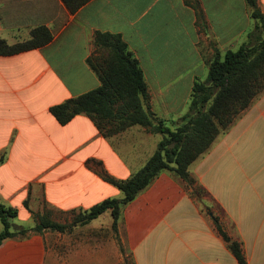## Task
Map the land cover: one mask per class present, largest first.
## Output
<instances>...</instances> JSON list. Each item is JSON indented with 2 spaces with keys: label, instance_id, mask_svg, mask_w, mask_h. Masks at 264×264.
I'll return each mask as SVG.
<instances>
[{
  "label": "crops",
  "instance_id": "1",
  "mask_svg": "<svg viewBox=\"0 0 264 264\" xmlns=\"http://www.w3.org/2000/svg\"><path fill=\"white\" fill-rule=\"evenodd\" d=\"M257 3L264 15V0ZM39 27L51 33L48 44L0 56V202L18 210L14 223L24 227L33 224L38 201L68 213L122 199L103 176L129 179L163 138L140 126L98 129L84 114L60 125L51 115L50 108L101 85L87 63L96 33L121 37L142 70L150 111L175 127L215 51L244 45L255 23L245 0H90L74 14L61 0H0V39L8 45ZM35 147L50 158L21 159ZM188 175L193 188L161 172L121 208L114 264L123 256L134 264H239L215 221L240 246L245 264H264V92L190 164ZM51 235L66 234L3 241L0 264H110L104 257L64 259Z\"/></svg>",
  "mask_w": 264,
  "mask_h": 264
},
{
  "label": "trees",
  "instance_id": "2",
  "mask_svg": "<svg viewBox=\"0 0 264 264\" xmlns=\"http://www.w3.org/2000/svg\"><path fill=\"white\" fill-rule=\"evenodd\" d=\"M61 1L74 14L90 0ZM245 3L255 23L248 42L223 54L215 51L207 63L206 79L194 83L188 113L174 130L157 121L150 111L142 70L121 37L96 33L93 41L95 55L87 63L101 85L50 108L51 115L60 125H66L75 116L84 114L98 129L104 123L113 127V133L140 126L147 132L161 134L163 138L146 164L129 179L119 181L103 176L106 182L123 193L122 199H106L88 210L80 211L68 224L54 222L50 219V212L46 211L33 214L36 218L33 228L19 226L14 223L18 210L0 202V245L7 239L44 231L70 234L75 228L88 225L107 211L112 218L111 230L116 235L121 208L149 187L161 172H168L193 188L194 183L188 175L190 164L206 152L216 137L226 131L264 92V15L257 0H245ZM51 40V33L45 27L31 31L28 40L14 45L0 39V56L34 50ZM24 207L28 210L27 201ZM215 225L238 263L245 264L240 246L230 241L217 221Z\"/></svg>",
  "mask_w": 264,
  "mask_h": 264
},
{
  "label": "rangeland",
  "instance_id": "3",
  "mask_svg": "<svg viewBox=\"0 0 264 264\" xmlns=\"http://www.w3.org/2000/svg\"><path fill=\"white\" fill-rule=\"evenodd\" d=\"M173 107L178 112V110L182 109L183 106ZM166 120L167 119L162 120L159 117L157 118V121H161L164 126H167L170 129L174 130L175 127L173 126L172 121ZM36 149L38 150V152H33L30 155L23 156L21 159L27 161V159L29 158V162H34L35 164H38L40 162L43 163L48 158H50L46 157L47 155L45 153H41L38 148ZM195 194L198 199L204 197L202 191L198 188L195 189ZM46 211L50 212L51 220H54L60 224L70 223L74 215L80 212V210L68 213L52 211L46 207L44 201L36 202V205L33 208V214H41ZM30 218L33 221V224L32 222L30 226L29 224H27V228L32 227L36 224V218L34 217V215H32ZM110 219L111 218L107 213L98 220L91 222V225H88L87 227L75 228L70 233L71 235H51V246H53L56 253L59 256H62L64 259L73 260L75 258H80L84 256L85 258H90L91 260H93L97 257H104L107 262H109L110 264H114L116 261L115 252L117 250V242L115 240L113 231L110 229ZM15 230L16 229H14V231ZM118 264H134V262L130 256H123L122 260Z\"/></svg>",
  "mask_w": 264,
  "mask_h": 264
}]
</instances>
